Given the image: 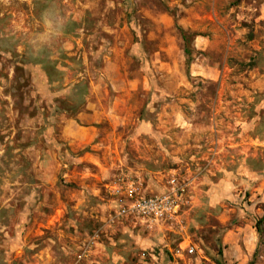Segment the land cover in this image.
Segmentation results:
<instances>
[{
  "label": "rangeland",
  "instance_id": "obj_1",
  "mask_svg": "<svg viewBox=\"0 0 264 264\" xmlns=\"http://www.w3.org/2000/svg\"><path fill=\"white\" fill-rule=\"evenodd\" d=\"M263 213L264 0H0V264H264Z\"/></svg>",
  "mask_w": 264,
  "mask_h": 264
},
{
  "label": "crops",
  "instance_id": "obj_2",
  "mask_svg": "<svg viewBox=\"0 0 264 264\" xmlns=\"http://www.w3.org/2000/svg\"><path fill=\"white\" fill-rule=\"evenodd\" d=\"M104 121V110L99 104H88L85 110L75 117L68 118L62 125V138L72 148L84 150L99 137L100 126ZM253 231L255 228H252Z\"/></svg>",
  "mask_w": 264,
  "mask_h": 264
},
{
  "label": "built area",
  "instance_id": "obj_3",
  "mask_svg": "<svg viewBox=\"0 0 264 264\" xmlns=\"http://www.w3.org/2000/svg\"><path fill=\"white\" fill-rule=\"evenodd\" d=\"M133 192L134 191H131V194ZM179 208V201L172 199L169 196L141 199L135 201L127 209H120L117 213V218L125 217L127 215H134L135 217L142 218L146 224H149V227H153L159 225L166 219H170L177 215ZM186 251L188 254H195L196 248L191 244H188L186 247L180 246L178 249H176L174 255L178 258H181L185 255Z\"/></svg>",
  "mask_w": 264,
  "mask_h": 264
},
{
  "label": "trees",
  "instance_id": "obj_4",
  "mask_svg": "<svg viewBox=\"0 0 264 264\" xmlns=\"http://www.w3.org/2000/svg\"><path fill=\"white\" fill-rule=\"evenodd\" d=\"M182 36H183V39L186 42V44H188V36L185 33ZM185 53H186V55L190 54V49H189V47H187V45L185 47ZM188 59H190V58L188 57ZM263 225H264V213H263V216L260 219H258V221L256 222V225H255L256 232L258 233V235L260 236L262 241L264 240L263 239V237H264ZM218 254L220 257H223V253L221 250L218 251ZM254 256H255V253H254ZM217 264H223V263L221 261H218Z\"/></svg>",
  "mask_w": 264,
  "mask_h": 264
}]
</instances>
